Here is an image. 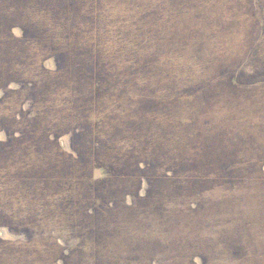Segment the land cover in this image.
Masks as SVG:
<instances>
[{"label":"rangeland","instance_id":"obj_1","mask_svg":"<svg viewBox=\"0 0 264 264\" xmlns=\"http://www.w3.org/2000/svg\"><path fill=\"white\" fill-rule=\"evenodd\" d=\"M1 6L0 264H264V0Z\"/></svg>","mask_w":264,"mask_h":264},{"label":"trees","instance_id":"obj_2","mask_svg":"<svg viewBox=\"0 0 264 264\" xmlns=\"http://www.w3.org/2000/svg\"><path fill=\"white\" fill-rule=\"evenodd\" d=\"M1 8H3V6H1ZM8 8L7 7H5V8H3V10L0 12V18H6V19H9V17H11V16H8V15H10L11 14V11H9V9L7 10ZM12 9H14V7H12ZM22 23H24V21L22 22ZM58 23H59V21H58ZM54 24V23H53ZM57 25L58 24H54L52 27L54 28V30L52 31V34L55 32V30L57 29ZM58 30H60V29H58Z\"/></svg>","mask_w":264,"mask_h":264}]
</instances>
